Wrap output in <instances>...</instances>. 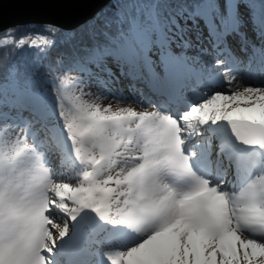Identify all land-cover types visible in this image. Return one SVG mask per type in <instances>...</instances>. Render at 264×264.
<instances>
[{
    "label": "snow or ice",
    "instance_id": "1",
    "mask_svg": "<svg viewBox=\"0 0 264 264\" xmlns=\"http://www.w3.org/2000/svg\"><path fill=\"white\" fill-rule=\"evenodd\" d=\"M19 32L0 264H264V0H105Z\"/></svg>",
    "mask_w": 264,
    "mask_h": 264
},
{
    "label": "water",
    "instance_id": "2",
    "mask_svg": "<svg viewBox=\"0 0 264 264\" xmlns=\"http://www.w3.org/2000/svg\"><path fill=\"white\" fill-rule=\"evenodd\" d=\"M105 0H0V31L24 24L56 22L71 30ZM87 5L82 7L81 5Z\"/></svg>",
    "mask_w": 264,
    "mask_h": 264
},
{
    "label": "trees",
    "instance_id": "3",
    "mask_svg": "<svg viewBox=\"0 0 264 264\" xmlns=\"http://www.w3.org/2000/svg\"><path fill=\"white\" fill-rule=\"evenodd\" d=\"M31 25H39V24H26L22 26H15L16 28L20 29V32L17 35H22L24 30ZM35 38L38 44L42 43V38L40 36H37ZM14 43L18 44L19 41L17 40ZM34 51L35 50L29 49L26 45L21 48L0 46V77H2L8 71L10 65L13 64L14 62L34 59V55H33ZM69 54H70V50L67 49L63 44H60L52 55L55 58L61 55H69Z\"/></svg>",
    "mask_w": 264,
    "mask_h": 264
},
{
    "label": "bare ground",
    "instance_id": "4",
    "mask_svg": "<svg viewBox=\"0 0 264 264\" xmlns=\"http://www.w3.org/2000/svg\"><path fill=\"white\" fill-rule=\"evenodd\" d=\"M24 25H26V24H24ZM238 54H239V53H238ZM217 72H223L225 76L228 75V72H227L226 68L217 69ZM244 72H246V70L241 69V72L238 73V75H244V76H246L247 73H244ZM105 102H106V104H108L107 101H105ZM111 102H112V101H111ZM112 103H113V107H114V108H117V107H125V106L133 107V108L136 109V110H138V108H139L137 104L123 105V104H116L115 102H112ZM59 178L64 179L65 177H64V176H60ZM69 178H70V177H69ZM73 182H75V180H73Z\"/></svg>",
    "mask_w": 264,
    "mask_h": 264
},
{
    "label": "rangeland",
    "instance_id": "5",
    "mask_svg": "<svg viewBox=\"0 0 264 264\" xmlns=\"http://www.w3.org/2000/svg\"><path fill=\"white\" fill-rule=\"evenodd\" d=\"M221 69H222V68H221ZM244 73H246V72H244ZM236 75H238V73H236ZM67 96H68L69 101H70V100H71V97H72V93H71L70 90L67 92ZM105 101H107V103H110V102H111L110 100H105ZM105 101L103 102V104H104V105H107ZM137 105H138V107H139L137 111L142 110L141 107H140V105H139V104H137ZM197 139H198V137H197ZM60 179H61V178H60ZM69 179H72V178L70 177Z\"/></svg>",
    "mask_w": 264,
    "mask_h": 264
}]
</instances>
